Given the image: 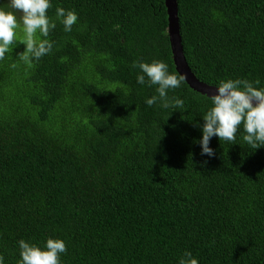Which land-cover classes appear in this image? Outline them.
Returning a JSON list of instances; mask_svg holds the SVG:
<instances>
[{
    "label": "trees",
    "instance_id": "1",
    "mask_svg": "<svg viewBox=\"0 0 264 264\" xmlns=\"http://www.w3.org/2000/svg\"><path fill=\"white\" fill-rule=\"evenodd\" d=\"M7 0H0L6 5ZM75 10L50 54L31 64L17 42L0 60V255L18 241L62 238V264H264V146L198 143L209 96L185 80L149 107L134 61L178 73L165 0H52ZM188 64L202 81L264 87V0H178ZM19 15V14H18ZM24 35L18 32V37ZM11 48H13L11 50ZM179 74V73H178ZM233 143V144H232ZM206 161V163H205Z\"/></svg>",
    "mask_w": 264,
    "mask_h": 264
},
{
    "label": "clouds",
    "instance_id": "2",
    "mask_svg": "<svg viewBox=\"0 0 264 264\" xmlns=\"http://www.w3.org/2000/svg\"><path fill=\"white\" fill-rule=\"evenodd\" d=\"M6 5H0V60L5 58L12 45L22 42L26 49L20 58L29 64L38 61L53 50L55 42L48 37L57 27V21L65 32H71L79 19L75 10L63 7L56 8L55 18L50 17L48 10L53 6L52 0H7ZM20 30L24 35L17 39ZM132 67L139 69L136 74L138 84L157 86L158 95L145 100L149 107L158 102L165 108L170 104L174 109L184 106L183 99L170 98L168 91L181 87L185 76L170 71L167 62L162 59L141 60L134 61ZM258 85L259 80L252 82L244 78H226L217 82L216 91L209 98L210 107L202 115L203 124H198L202 132L198 141L201 155H215L210 147L214 136L220 141L234 142L241 128L245 133L243 140L253 149L264 146V87ZM18 248L20 259L17 264H62L61 256L68 250L64 239L53 237L40 244L20 239ZM0 264H5L2 255ZM178 264H199V261L191 251L185 250Z\"/></svg>",
    "mask_w": 264,
    "mask_h": 264
},
{
    "label": "water",
    "instance_id": "3",
    "mask_svg": "<svg viewBox=\"0 0 264 264\" xmlns=\"http://www.w3.org/2000/svg\"><path fill=\"white\" fill-rule=\"evenodd\" d=\"M168 10V34L173 52V59L179 74L185 76V81L196 91L210 97L216 91V85L200 80L187 62L181 34L180 18L178 16V0H165Z\"/></svg>",
    "mask_w": 264,
    "mask_h": 264
}]
</instances>
